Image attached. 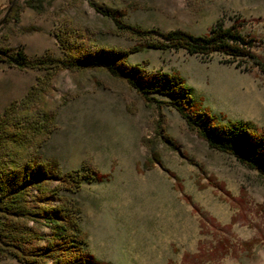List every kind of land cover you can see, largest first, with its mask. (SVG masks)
<instances>
[{
	"label": "rangeland",
	"instance_id": "obj_1",
	"mask_svg": "<svg viewBox=\"0 0 264 264\" xmlns=\"http://www.w3.org/2000/svg\"><path fill=\"white\" fill-rule=\"evenodd\" d=\"M12 1L0 0V20ZM102 12L145 29L195 35L216 23L239 24L257 39L252 52L264 64V0H18L0 26V48H22L36 66L43 58L66 59L68 43L90 51L145 43L117 30ZM128 62L176 72L212 113L264 128V71L247 60L145 49ZM50 68L0 63V122L9 110L21 124L43 126L50 118L48 134L34 136L40 157L58 159L64 172L105 175L60 192L81 206V226L96 260L264 264L263 178L211 149L175 109L147 103L108 72ZM225 241L228 253L215 259ZM0 264L26 263L7 255Z\"/></svg>",
	"mask_w": 264,
	"mask_h": 264
},
{
	"label": "trees",
	"instance_id": "obj_2",
	"mask_svg": "<svg viewBox=\"0 0 264 264\" xmlns=\"http://www.w3.org/2000/svg\"><path fill=\"white\" fill-rule=\"evenodd\" d=\"M102 13L114 21L117 30L145 43L129 49L90 51L82 44L71 42L64 45L66 59L43 58L37 60L36 66L22 48H0V63L18 70L47 66L50 70H104L125 81L147 103L175 109L189 129L211 149L235 158L264 179V128L252 121L232 120L212 113L195 101L192 88L176 72L147 71L140 64L128 62L130 55L145 49L183 50L190 55L207 57L220 53L232 59H244L264 71V64L252 52L258 45L257 39L243 34L239 24L225 27L216 23L206 34L195 35L184 30L145 29L123 23L108 12ZM8 20L10 17L4 24ZM33 97L34 93L30 92L26 98ZM46 118L43 126L35 125L32 120L21 124L15 122L14 113L9 110L0 122V257L8 255L26 264H109L96 260L88 249L87 235L81 226V206L60 193L77 191L85 179L102 181L105 175L91 169L84 173L64 172L58 159L41 158L40 144L36 145L34 136L47 135L50 131L51 121ZM30 223L33 225L29 226ZM42 227L49 230L46 236ZM224 243L220 244L224 249L215 259L228 253V242ZM205 260L201 258L200 263Z\"/></svg>",
	"mask_w": 264,
	"mask_h": 264
},
{
	"label": "water",
	"instance_id": "obj_3",
	"mask_svg": "<svg viewBox=\"0 0 264 264\" xmlns=\"http://www.w3.org/2000/svg\"><path fill=\"white\" fill-rule=\"evenodd\" d=\"M18 0H13L11 5H10V8L8 9L7 13L4 15V17L0 20V26L5 22V20L7 19L8 15L10 14L13 6L15 5V3L17 2Z\"/></svg>",
	"mask_w": 264,
	"mask_h": 264
}]
</instances>
